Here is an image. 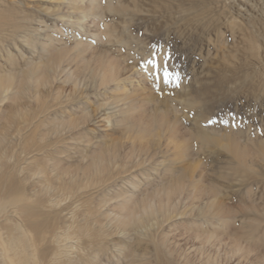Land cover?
<instances>
[{
    "label": "bare ground",
    "instance_id": "1",
    "mask_svg": "<svg viewBox=\"0 0 264 264\" xmlns=\"http://www.w3.org/2000/svg\"><path fill=\"white\" fill-rule=\"evenodd\" d=\"M116 2L67 0V7L72 14L67 21L96 38L97 44L107 42L113 45L115 41L128 43L119 39L117 30L110 24H105L108 13H127L129 7L123 5L121 0ZM7 27L24 29L18 21L0 16V34ZM78 46V54L87 52L88 46L84 43ZM91 54L92 60L83 59L84 75L73 73L64 77L63 84L72 82L71 91L86 96L101 93L110 85H116V90L123 92V95L111 105L116 110L113 117L118 128L125 131V139L131 143L113 140L104 146L89 139L82 146H76L67 137L77 128L91 122L94 112L89 108L82 109L77 112L80 117L73 119L61 109L55 117L42 119L34 125L33 135L44 145L32 148L35 140L32 133L25 137V141L22 139L24 144L21 152L27 156L26 167L23 168L10 165L9 150L14 141L9 128L3 123H12L10 126H13L16 125L13 121L15 115L22 119L29 116L28 108L22 109V104H19L21 100L30 99L37 108L43 110L45 100L50 96L54 100L68 98L64 97L62 88H55L64 70L55 57L36 65L27 64V68L19 72H16V63H10L11 69H5L0 62V104L8 100L15 105L13 113L6 114L0 109V124L4 131L0 133V264H108L101 260V256L109 249L115 250L116 255L112 253V256L117 257V264H190V260L182 261L178 242L174 241L176 237L163 234L166 224L173 217L190 214L203 216L207 224L214 225L217 219L219 222L215 223L221 225L222 219L233 211L226 210L228 206L217 200L219 188L215 184L202 186L203 181L194 177V170L190 175L176 176L172 169L164 167V176L167 177L164 181L157 183L145 178L148 176L142 173L143 168L157 160L161 138L167 135L170 143L175 140L179 142L174 148L180 150V159L190 154L193 141L200 144V150L219 146L231 155L226 165L230 169L243 170L244 173L252 170L257 162L264 161V148L260 144L249 143L251 146L255 144L257 152H252L253 149L248 143H243L237 133H222L211 126L203 110L206 107L214 108L216 101L208 103L203 100L202 105L186 117V106L181 104L186 99H178L180 103L170 98L160 100L135 85H132V92L123 90L119 84L122 72L127 71L121 64L124 62L110 56L107 51ZM153 66L151 64L149 67L151 72L156 71ZM45 89L46 94L43 92ZM9 91L12 94H7ZM207 91L206 87H202L197 93ZM132 93L136 94L134 99ZM197 99L196 96L192 100ZM65 104L61 102L60 108ZM105 106L103 104L101 107ZM186 120L191 122L194 132L186 129ZM28 123L29 128L32 123ZM19 126L15 128L18 134L25 132ZM126 173L129 175L127 185L110 194L108 190L111 189V183L109 186L105 184L113 179L111 174L119 176ZM153 185L154 189H151ZM97 188L101 189L97 191L98 195L82 200L83 196L85 199L91 197L90 192ZM68 199V208H74L65 213L67 207L63 208L62 203ZM182 207L186 211H181ZM107 209L114 215L109 216L105 212ZM250 231L255 230L252 228ZM115 233L129 236L127 239L130 236L142 238L139 246L143 248L125 260L127 250L110 239ZM189 238L199 240L203 245H220L223 242L216 233L189 235ZM243 242L240 238H231L227 242L232 257L264 264V255L255 256V252Z\"/></svg>",
    "mask_w": 264,
    "mask_h": 264
},
{
    "label": "rangeland",
    "instance_id": "2",
    "mask_svg": "<svg viewBox=\"0 0 264 264\" xmlns=\"http://www.w3.org/2000/svg\"><path fill=\"white\" fill-rule=\"evenodd\" d=\"M121 1L129 7L127 13H108L105 24H110L117 30L119 39L128 43L115 41L113 45H109L107 42L97 44L96 38L67 21L69 16L72 17L67 0H0V16L18 21L24 28L14 30L7 27L0 34L2 66L11 69L10 63H16V72H19L27 68V64L36 65L48 58H58L64 73L60 77L63 78L56 81L55 88H62L64 97H68L54 100L50 96L45 100L43 110L41 107L37 108L36 103L30 99L20 101L22 109L28 108L29 116L22 119L15 115L13 121L16 125L13 126H10L12 123H3L9 128L10 137L14 141L9 150L10 165L26 167L27 156L21 152L23 140L31 133L35 137L34 125L42 119L55 117L61 109L73 119L80 117L77 112L82 109L89 108L94 112L91 122L77 128L67 137L76 146H82L89 139L104 146L113 140L131 143L125 139V131L118 128L113 117L116 110L111 105L123 95V92L116 90V85H110L101 93L86 96L71 91L72 82L63 84L62 81L73 73L84 75L83 59L92 60L91 53L101 51H107L110 56L124 62L121 64L127 71L121 74V89L132 92V85H135L143 89L144 93L152 94L160 100L170 98L180 103V99H186L181 103L186 106V117L195 112L203 100L208 103L216 101L214 108L206 107L203 110L204 117L211 126L222 133H237L243 143L252 145L254 142L264 148V0ZM115 3L117 4L116 0ZM81 43L88 46L83 55L78 54V45ZM10 54L14 57L12 60ZM151 64L156 65L155 72L149 70ZM165 67L170 77L167 82L164 77ZM177 75L180 77L179 81L176 80ZM202 87L209 91L198 94L197 91ZM45 91L46 89L43 90L44 93ZM10 93L11 91L7 94ZM132 96L134 99L136 94L132 93ZM196 96L198 99L192 100ZM61 102L68 103L60 108ZM103 104L106 105L104 108L101 107ZM14 108L12 101L6 100L0 104V109L6 114L13 113ZM27 122L32 123L29 128ZM184 123L186 129H194L191 122L186 120ZM18 125L25 132L18 134L15 130ZM1 127L2 124L0 133H4ZM37 139L35 137L32 142L34 149L44 145V142L40 143ZM193 142L190 154L180 159V150L174 148L179 142L175 140L170 143V138L164 135L160 140L159 150L157 149V160L143 168L142 173L148 176L144 177L159 183L158 181L167 178L164 176L165 168L172 169L176 176L190 175L194 170V177L203 181L202 186L215 184L219 188L217 200L225 203L228 206L226 210H232L233 213L227 214L221 225L216 224L219 222L217 219L213 225L204 222L203 216L179 215L166 224L163 234L176 237L174 241L178 242L180 255H183L180 256L182 261L190 260V264H255L251 259L245 260L238 256L234 259L235 256L232 257L229 253L230 246L227 242L231 238H240L245 246L255 252V256L264 255V161L257 162L252 170L244 173L243 170L230 169L226 165L231 160V155L223 148L212 146L200 150V144ZM250 144L252 152L256 153L255 144ZM195 166L198 167L193 169ZM128 174H111L113 179L105 184L109 186L111 183V189L108 190L110 194L127 185ZM100 188L92 190L91 197L88 196L87 199L83 196L82 200L98 195ZM151 189H154V185ZM68 204L69 199L62 203L63 208L67 207L65 213L74 208H68ZM114 210L117 212L115 208ZM183 210L186 211L182 207L181 211ZM105 212L109 216L114 215L109 209ZM252 228L254 232L250 231ZM212 233L220 236L225 245H203L199 240L189 238V235ZM114 235L110 239L127 250L125 260H129L131 254L143 248L139 246L142 238L138 236L127 239L129 236L117 233ZM218 246L222 249L218 250ZM109 250L101 256V260L117 264V257L112 256V253L116 255L115 250Z\"/></svg>",
    "mask_w": 264,
    "mask_h": 264
},
{
    "label": "snow or ice",
    "instance_id": "3",
    "mask_svg": "<svg viewBox=\"0 0 264 264\" xmlns=\"http://www.w3.org/2000/svg\"><path fill=\"white\" fill-rule=\"evenodd\" d=\"M156 65L154 64V67H155ZM164 77H165V80H166V82L169 80V72H168V69H167V67H165L164 68ZM179 79H180V77H179V75H177L176 76V80L177 81H179ZM178 86V85H177Z\"/></svg>",
    "mask_w": 264,
    "mask_h": 264
}]
</instances>
